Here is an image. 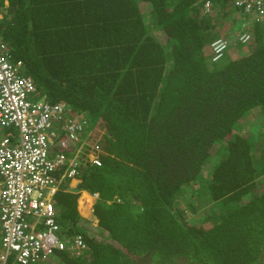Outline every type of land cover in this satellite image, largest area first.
<instances>
[{
  "label": "trees",
  "instance_id": "trees-1",
  "mask_svg": "<svg viewBox=\"0 0 264 264\" xmlns=\"http://www.w3.org/2000/svg\"><path fill=\"white\" fill-rule=\"evenodd\" d=\"M204 1L0 0L11 60L37 98L64 104L59 134L73 119L104 151L77 173L98 194L95 223L68 179L53 199L57 233L85 250L34 264H264V25L213 60L245 14Z\"/></svg>",
  "mask_w": 264,
  "mask_h": 264
},
{
  "label": "built area",
  "instance_id": "built-area-1",
  "mask_svg": "<svg viewBox=\"0 0 264 264\" xmlns=\"http://www.w3.org/2000/svg\"><path fill=\"white\" fill-rule=\"evenodd\" d=\"M233 3L264 25V0ZM203 9L210 11V0L204 1ZM238 39L243 43L249 39L246 29ZM209 46L212 59L217 60L223 57L228 41L219 37ZM20 65V61L11 60L0 40V264H6L10 256L34 262L53 245L67 246L72 254H79L85 248L81 235L68 243L55 236L58 226L53 199L62 180L77 179L81 159L102 163L97 154L82 156L79 148L75 149L76 132L82 124L69 119L59 134L57 124L64 115V104L37 98L36 84L19 71Z\"/></svg>",
  "mask_w": 264,
  "mask_h": 264
},
{
  "label": "clouds",
  "instance_id": "clouds-1",
  "mask_svg": "<svg viewBox=\"0 0 264 264\" xmlns=\"http://www.w3.org/2000/svg\"><path fill=\"white\" fill-rule=\"evenodd\" d=\"M233 2H234V0H233ZM232 2V5L236 8V9H238V10H240L238 7H236L235 5H234V3ZM202 9H203V7H202ZM211 10V9H210ZM203 11H204V9H203ZM241 12H243L242 10H240ZM204 12H208V11H204ZM244 13V12H243ZM245 14V13H244ZM1 12H0V17H1ZM246 15V22H243V23H241V27L239 28V31H238V33L236 34V40H237V42L239 43V45L238 46H240L241 44H244V43H246V42H241L239 39H238V35H239V33L241 32V30L242 29H246V31L248 32V28H247V23H249V21L250 20H252L251 19V16H250V18H249V20H248V16H247V14H245ZM254 20V19H253ZM255 21V20H254ZM257 22V21H256ZM257 23H259V22H257ZM244 24V25H243ZM260 24V23H259ZM262 25V24H261ZM246 26V27H245ZM230 34V33H229ZM228 34V35H229ZM248 34H249V32H248ZM220 37H224L225 39H227V41H228V46H230V40L228 39V37L227 36H220ZM249 37H250V35H249ZM217 38H219V37H217ZM216 38V39H217ZM85 141V138H84V135H82V137L80 138V140L77 138V140H76V143H75V149L77 150L78 148H79V153L83 156V154H85L86 152L88 153V152H91V153H93V154H97V156H99V157H101L102 158V155H103V150L101 149V147L99 148V146H98V142H97V140L95 139L94 141H93V143L91 144V145H94V146H92V148H90V149H86L85 147H84V142ZM70 155V154H69ZM88 162V161H87ZM89 164H91V163H89ZM93 165H95V164H93ZM72 181V180H71ZM70 180H69V182H71ZM75 183H74V185H70V183H69V187H68V189L67 190H70V191H73V192H78L79 193V196L81 195V194H83L82 192H85V191H87V190H85V189H80L79 187H77L76 186V184H77V182H78V177H77V179L74 181ZM74 186V187H73ZM77 187V188H76ZM72 188V189H71ZM73 188L75 189H77V190H73ZM58 192V191H57ZM87 193H88V195H85V196H91L92 197V199H93V201H92V203H91V206H90V204L87 206V214L86 213H84L85 214V217L86 218H89L90 220H93V222L95 223V221H96V219L92 216V210H93V208H92V206H93V204H94V202H95V200L97 199V197H98V194H97V192H93V193H91V192H89V191H87ZM87 215V216H86ZM91 217V218H90ZM2 229H3V219L1 218V216H0V231H2ZM58 232V229L56 230V232H55V236L57 237V238H62L61 236H59V234L57 233ZM75 235H80L79 233H75L73 236H71L70 238H71V240L73 239V237L75 236ZM82 237V236H81ZM63 239V238H62ZM68 239V238H67ZM82 239H83V237H82ZM64 240V239H63ZM83 241H84V243H85V240L83 239ZM46 244V243H45ZM85 248H86V243H85ZM85 248L79 253V254H77V255H80L81 253H83V251L85 250ZM61 250H64V248H58L57 246H55V245H53L52 247H51V249H50V251H46V253L45 254H42L40 257H38V259H45V258H50L51 256H54V254H55V252H57V251H61ZM70 253H71V251H70ZM71 255H74V256H77V255H75V254H72L71 253ZM37 259V260H38ZM36 260V261H37ZM36 261H34V262H22V261H20V260H16V259H14V257L13 256H10L9 257V259H8V261H7V263L6 264H34Z\"/></svg>",
  "mask_w": 264,
  "mask_h": 264
},
{
  "label": "rangeland",
  "instance_id": "rangeland-1",
  "mask_svg": "<svg viewBox=\"0 0 264 264\" xmlns=\"http://www.w3.org/2000/svg\"><path fill=\"white\" fill-rule=\"evenodd\" d=\"M237 15H238V12L236 13L235 15V19H238L237 18ZM252 19V18H251ZM240 22V21H239ZM241 22H246V15H244L241 19ZM233 27H236V26H233ZM239 29L235 28L233 29L230 34L227 36L228 39L230 40V46H228L226 48V50L224 51V56L222 57V59L220 61H223L225 59H227V57L229 55L231 56H236L240 53H242V51L244 50V48H240L238 45L239 43L237 42L236 40V34L238 33ZM206 52L209 54L210 53V46L209 48L206 49ZM211 54V53H210ZM205 175V171L203 172V175ZM74 180L70 182V185H74ZM74 187V186H73ZM77 188V187H76ZM74 189L73 190H77V189ZM72 189V188H71ZM83 194H81L80 196H78V198H76L75 200V207L76 209H80L79 206L81 207L82 204L85 205V211H86V214H87V206L90 204L91 206V203L93 201L92 197L90 196H85L84 195V192H82ZM188 200V199H187ZM188 202V201H186ZM186 202L183 201V200H179V203H180V206L182 207V209L186 212V213H192L193 211H190L189 208L186 206ZM87 216V215H86ZM86 218V217H85ZM91 218V217H90ZM50 260V259H49ZM184 264H188V262H184Z\"/></svg>",
  "mask_w": 264,
  "mask_h": 264
},
{
  "label": "bare ground",
  "instance_id": "bare-ground-1",
  "mask_svg": "<svg viewBox=\"0 0 264 264\" xmlns=\"http://www.w3.org/2000/svg\"><path fill=\"white\" fill-rule=\"evenodd\" d=\"M86 195H88V193H86Z\"/></svg>",
  "mask_w": 264,
  "mask_h": 264
}]
</instances>
